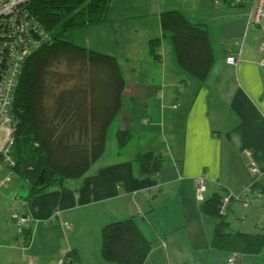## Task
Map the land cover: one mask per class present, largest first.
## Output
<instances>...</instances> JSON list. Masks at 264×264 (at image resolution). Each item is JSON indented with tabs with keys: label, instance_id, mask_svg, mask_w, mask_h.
I'll list each match as a JSON object with an SVG mask.
<instances>
[{
	"label": "crops",
	"instance_id": "crops-1",
	"mask_svg": "<svg viewBox=\"0 0 264 264\" xmlns=\"http://www.w3.org/2000/svg\"><path fill=\"white\" fill-rule=\"evenodd\" d=\"M168 9L208 30L214 60L203 82L180 67L163 33L160 14ZM247 14V5L231 6L229 0H111L107 21L85 26L91 32L86 44H96L85 47L119 62L126 81L121 110L104 154L83 177L31 196L22 178L11 176L3 186L0 264H61L72 250L74 264H117L101 256L102 229L130 217L152 244L144 264H209L214 250H224L211 245L216 223L196 199L195 178H205L207 198L232 193L250 184L246 171L254 160L263 176L250 200L264 197L261 33L247 28ZM154 38L161 40L153 53ZM236 40H243L242 55L232 65L226 56ZM119 130L131 133L123 147ZM148 151L166 161L155 174L140 171L137 156ZM6 173L0 170V181ZM23 199L33 219L27 243L20 245L9 217L13 208L23 209ZM236 210L234 201L229 211ZM219 257L224 264L225 254Z\"/></svg>",
	"mask_w": 264,
	"mask_h": 264
},
{
	"label": "trees",
	"instance_id": "trees-1",
	"mask_svg": "<svg viewBox=\"0 0 264 264\" xmlns=\"http://www.w3.org/2000/svg\"><path fill=\"white\" fill-rule=\"evenodd\" d=\"M110 4L111 0H31V9L55 41L27 59L13 103L17 129L11 170L28 182L30 196L83 177L105 152L110 125L122 107L126 81L115 56L78 45L66 35L107 21ZM160 22L180 67L205 81L214 60L207 28L191 22L178 9L162 11ZM159 42L160 38L150 40L153 53ZM130 138L127 130L117 132L120 147ZM137 161L143 174H155L166 163L153 151L140 153ZM257 181L255 178L251 186L259 185ZM260 188L264 193V187ZM221 195L215 193L201 203L204 213L218 218L211 245L239 254L257 253L264 245V228L256 235L230 232L224 218L227 213L219 211ZM14 227L19 239L21 234ZM24 231L27 243L28 226ZM151 249L133 217L111 221L102 229L100 252L106 260L144 264ZM76 258L72 250L64 264H74Z\"/></svg>",
	"mask_w": 264,
	"mask_h": 264
},
{
	"label": "built area",
	"instance_id": "built-area-1",
	"mask_svg": "<svg viewBox=\"0 0 264 264\" xmlns=\"http://www.w3.org/2000/svg\"><path fill=\"white\" fill-rule=\"evenodd\" d=\"M31 0H0V170H11L15 166L12 157L14 133L17 129L16 117L13 114L15 92L19 84L23 67L27 59L41 48L51 45L55 38L50 30L41 22L39 17L30 7ZM231 6L247 5V24L256 27L261 36L258 38L260 52L259 65L264 69V0H229ZM235 50L229 51L226 61L235 65L241 60L243 40H236ZM176 107V106H173ZM250 173L258 180L261 170L257 163L251 160L248 164ZM11 180L9 175L0 181V187L6 186ZM197 185V199L205 201L207 186L205 178L199 176L195 179ZM252 186L240 194L225 192L221 195L220 213L226 214L229 206L235 200L244 205L250 203ZM15 198H11L13 202ZM23 208L28 205L25 200H20ZM10 219L21 234L18 239L20 245H25V231L33 217L25 209L13 208ZM238 252H233L227 264H235ZM64 264V258L60 259Z\"/></svg>",
	"mask_w": 264,
	"mask_h": 264
},
{
	"label": "rangeland",
	"instance_id": "rangeland-1",
	"mask_svg": "<svg viewBox=\"0 0 264 264\" xmlns=\"http://www.w3.org/2000/svg\"><path fill=\"white\" fill-rule=\"evenodd\" d=\"M246 25H247V28L250 27L247 24V19H246ZM257 31H258V33H261L259 30H257ZM90 33L91 32L87 31L86 27H79V28H76V29L70 31L69 33H67L66 39L70 40V41H72L78 45H82V46L88 45V47H96L95 46L96 44L94 42H92L91 44L90 43L86 44L87 39H90ZM260 36H261V34H260ZM91 49L94 50L96 48H91ZM96 51H100V50H96ZM159 60H160V57H159ZM62 67H63V65L59 66V68H62ZM114 122H116V121H114ZM113 126H115V125H113ZM249 153H251V152H249ZM247 173L249 174V177L251 179L250 184L252 185V183L254 181L253 175L248 170L246 171V174ZM6 175H9L10 177L12 176L13 180L18 179V177L16 175H13V173L10 172V170H8V173H6L4 176H6ZM262 176H263V172L261 170L260 175H258V180L261 179ZM7 184H8V182L6 183V185ZM250 184L249 185L247 184L248 186L246 185L241 190L234 191L232 193L236 194V195L240 194L243 190L248 189ZM5 187H3V186L0 187V193H4L6 191ZM196 188H197V185L195 182V196L197 199ZM255 188H259V186L257 185V186L252 187L251 191ZM252 192L254 193V191H252ZM258 193H256V194L261 196L260 191H258ZM14 196H15V199H18V196L16 194ZM23 200L29 202V200H27V199H23ZM259 200L258 201L256 199L249 200L250 203L248 206H244L241 201L235 200V203L237 204V210H236L237 212L233 213L232 211H229V209H228L227 215L224 217L225 220L230 223V228H229L230 232H233V233L244 232V233L256 235L259 233L261 227L264 228V197H262V199L259 198ZM199 202L203 203L204 201H199ZM137 213H141V210L138 209ZM209 218L214 223H216L218 220V218L214 217V216H210ZM218 252H222L225 254V257H226L225 261L226 262L224 264H227L228 259H229V254L231 252L229 250H223V251L214 250L213 255H211L209 258V264H222L220 257H219V255L222 253H218ZM201 264H203V263H201ZM235 264H264V245L262 246L261 250L258 251L257 253H242V254H240L237 257Z\"/></svg>",
	"mask_w": 264,
	"mask_h": 264
}]
</instances>
